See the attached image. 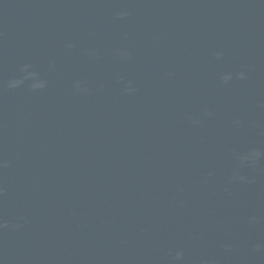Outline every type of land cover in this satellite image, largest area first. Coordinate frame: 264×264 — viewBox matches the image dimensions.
Returning <instances> with one entry per match:
<instances>
[{"label":"water","instance_id":"95a60500","mask_svg":"<svg viewBox=\"0 0 264 264\" xmlns=\"http://www.w3.org/2000/svg\"><path fill=\"white\" fill-rule=\"evenodd\" d=\"M0 264H264V0H0Z\"/></svg>","mask_w":264,"mask_h":264}]
</instances>
